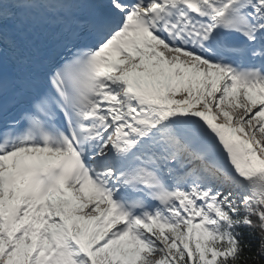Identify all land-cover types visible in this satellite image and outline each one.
Here are the masks:
<instances>
[{"label":"snow or ice","instance_id":"6c2138e0","mask_svg":"<svg viewBox=\"0 0 264 264\" xmlns=\"http://www.w3.org/2000/svg\"><path fill=\"white\" fill-rule=\"evenodd\" d=\"M242 229L264 0H0V264H260Z\"/></svg>","mask_w":264,"mask_h":264},{"label":"trees","instance_id":"16d2710c","mask_svg":"<svg viewBox=\"0 0 264 264\" xmlns=\"http://www.w3.org/2000/svg\"><path fill=\"white\" fill-rule=\"evenodd\" d=\"M244 233V240L248 242L250 245V249L246 248L245 252L251 254H254L256 256H259L260 264H264V256L260 255L261 252V234L258 232L257 229L251 230L253 232L252 235H249V230L242 229ZM248 264H257L255 260H249Z\"/></svg>","mask_w":264,"mask_h":264}]
</instances>
